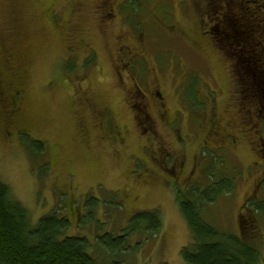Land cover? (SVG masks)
Here are the masks:
<instances>
[{"label": "rangeland", "instance_id": "rangeland-1", "mask_svg": "<svg viewBox=\"0 0 264 264\" xmlns=\"http://www.w3.org/2000/svg\"><path fill=\"white\" fill-rule=\"evenodd\" d=\"M132 1L0 0V180L33 224L67 217L98 264H187L176 190L212 172L233 189L203 219L244 236L264 264V218L239 222L264 200V110L242 91L240 104L238 57L217 24L243 0ZM171 158L179 173L162 169ZM144 212L159 215L158 233L127 231L122 253L100 243Z\"/></svg>", "mask_w": 264, "mask_h": 264}, {"label": "trees", "instance_id": "trees-1", "mask_svg": "<svg viewBox=\"0 0 264 264\" xmlns=\"http://www.w3.org/2000/svg\"><path fill=\"white\" fill-rule=\"evenodd\" d=\"M133 1L135 4L138 0ZM257 1L236 2L235 7L229 6L232 8L229 14L226 12L228 6H223L217 24L223 26V38L230 40L231 49L238 57L236 65L239 69L234 68L235 72L232 73L234 78L238 76L234 81L238 82L236 91L239 102V94L242 91L247 94L249 103L253 104L255 99L261 104L258 106L260 113L264 110V0ZM137 60L136 58L131 62L136 63ZM72 64H65V67L68 68ZM261 121L264 124V117H261ZM211 131L212 127L211 130L206 128L205 136ZM157 151L162 153L160 148ZM154 157V160H159V155ZM164 157L165 160L169 158ZM172 161L170 166H167L169 163L163 164L162 169L165 172L171 173L173 165L182 167L180 160ZM208 179L210 181L205 187L195 184L176 190V202L190 229L191 238V241L181 248V257L187 264H256L260 254L254 244L245 243L244 236L241 239L223 234L203 219L204 207L215 203L219 196L233 189L232 186L228 187L229 181L221 175L217 178L218 181H213L211 172ZM206 190L211 194H207ZM123 197L124 202L127 195L124 194ZM254 204L255 207H250ZM242 212L239 217L240 224L248 219L247 222L250 223L260 222L264 218V200L260 203L249 200ZM69 225L70 220L60 216L55 210L33 224L26 207L14 197L10 187L0 180V264H98L96 258L88 252V240L67 234ZM143 225L148 232L158 233L161 230L159 215L155 212L137 214L124 224L121 229L123 234L120 236L107 234L97 238L104 246L109 241L117 240L119 247L115 254L122 253L127 248L124 240L128 237L127 231L139 230ZM240 232L241 235L247 233L241 226ZM249 232L255 236L252 230ZM108 264L121 262L113 260Z\"/></svg>", "mask_w": 264, "mask_h": 264}, {"label": "flooded vegetation", "instance_id": "flooded-vegetation-1", "mask_svg": "<svg viewBox=\"0 0 264 264\" xmlns=\"http://www.w3.org/2000/svg\"><path fill=\"white\" fill-rule=\"evenodd\" d=\"M13 76L16 78V76H15V73L13 74ZM0 80H1V71H0ZM0 86H3V84H2V82L0 83ZM3 91V89L1 90V92H0V95H1V100H2V98L4 97V93L2 92ZM140 91V90H139ZM162 99V98H161ZM160 99V100H161ZM1 100H0V102H1ZM181 166H182V163H181ZM182 168V167H181ZM181 168H178L177 169V172H179L180 170H181Z\"/></svg>", "mask_w": 264, "mask_h": 264}]
</instances>
